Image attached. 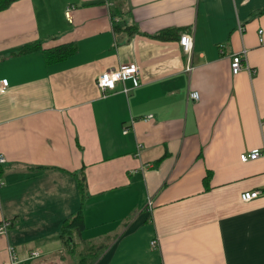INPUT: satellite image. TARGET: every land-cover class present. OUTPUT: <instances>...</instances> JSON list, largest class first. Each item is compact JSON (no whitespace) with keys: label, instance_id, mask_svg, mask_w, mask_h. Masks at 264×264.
<instances>
[{"label":"crops","instance_id":"crops-1","mask_svg":"<svg viewBox=\"0 0 264 264\" xmlns=\"http://www.w3.org/2000/svg\"><path fill=\"white\" fill-rule=\"evenodd\" d=\"M62 43L77 49L50 60ZM243 48L254 71L234 73ZM130 62L140 84L98 85ZM4 77L0 264L10 246L25 264H72L61 232L79 209L74 242L104 243L93 264H264V153L241 158L264 152V0H14L0 10Z\"/></svg>","mask_w":264,"mask_h":264},{"label":"built area","instance_id":"built-area-1","mask_svg":"<svg viewBox=\"0 0 264 264\" xmlns=\"http://www.w3.org/2000/svg\"><path fill=\"white\" fill-rule=\"evenodd\" d=\"M71 6L67 8L66 14L70 16ZM118 18H115L117 20ZM180 45L182 46L183 51L187 55V70H192L193 65V52H194V40L190 32L183 31L180 34L179 38ZM232 70L234 73H238L244 67L254 71V68L250 66L247 60L246 49L243 48L241 52L235 53L232 56L231 62ZM141 77V67L137 62H130L121 64L117 68H110L105 71H102L97 77L98 85L104 89H115L117 82L119 80L125 81L126 79L132 78L135 85L140 84ZM10 87V81L8 78H0V93L6 92ZM124 90L128 91L129 87L125 86ZM193 98H198L199 93L197 91L191 92ZM150 118L151 116H146ZM133 121V119H132ZM128 130V127H125V131ZM264 152L260 148H254L250 152H244L241 154L242 160L246 161L249 159H254L262 155ZM7 158L4 154L0 153V163H5ZM3 183L2 178L0 177V184ZM262 193V190L259 188L256 189H247L241 193V198L245 201L251 200ZM10 220H3L0 222V234L7 232L8 226L10 225ZM157 240H152V245L155 246ZM29 254L31 257L39 256L41 254L40 249H30ZM9 261L10 264H25L23 259L19 256L15 247L10 246L9 248Z\"/></svg>","mask_w":264,"mask_h":264},{"label":"trees","instance_id":"trees-1","mask_svg":"<svg viewBox=\"0 0 264 264\" xmlns=\"http://www.w3.org/2000/svg\"><path fill=\"white\" fill-rule=\"evenodd\" d=\"M13 1L14 0H0V10L9 6ZM115 28L119 29L118 23H116ZM172 31H174L173 28H168L161 30L160 32L153 35L163 37V36H167V34ZM34 47H40V43L37 42V43L26 44L21 48V51H29ZM76 49H77L76 43H62L53 47H48L45 50L47 51L48 58L50 60H53V59H63L70 53L74 52ZM4 171H5L4 163H0V177ZM86 181L87 180L85 175L79 181L82 192L85 191ZM84 226H85V221H84V214L82 209H79V211L74 216L67 218L65 220L63 224L61 236L66 246H68L67 244L71 245V252H76L73 251V248L76 249L75 246H77V244L74 242L73 239V233L78 230L80 231ZM103 245L104 243L102 242L91 243L89 247L90 249H95L94 252L91 253L80 252L79 255L81 257L79 258L78 264H82L83 262H85V264H93L97 256L99 255V252L104 248Z\"/></svg>","mask_w":264,"mask_h":264},{"label":"rangeland","instance_id":"rangeland-1","mask_svg":"<svg viewBox=\"0 0 264 264\" xmlns=\"http://www.w3.org/2000/svg\"><path fill=\"white\" fill-rule=\"evenodd\" d=\"M77 243V242H76ZM68 246H66V250L64 249V252H70V253H72L71 252V245H69V244H67ZM70 248V249H69ZM94 250L95 249H90V247L88 246H86V247H83V245L81 244V245H79V246H77L76 247V249L75 248H73V251H76V256L77 255H79V253L80 252H88V253H91V252H94ZM67 255H69V254H67ZM78 260H79V258H78V256L75 258H73L72 260H71V262H72V264H78ZM82 264H85V262H83Z\"/></svg>","mask_w":264,"mask_h":264}]
</instances>
